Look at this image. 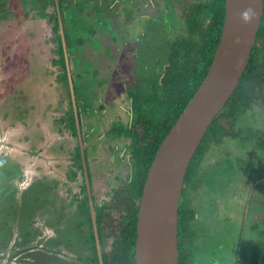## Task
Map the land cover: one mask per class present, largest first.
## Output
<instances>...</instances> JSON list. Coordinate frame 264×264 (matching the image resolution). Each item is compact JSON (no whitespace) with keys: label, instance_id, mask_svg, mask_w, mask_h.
<instances>
[{"label":"rangeland","instance_id":"rangeland-1","mask_svg":"<svg viewBox=\"0 0 264 264\" xmlns=\"http://www.w3.org/2000/svg\"><path fill=\"white\" fill-rule=\"evenodd\" d=\"M51 1L0 0V264H38L41 244L45 257L55 253L57 247L51 242L56 234L46 220L58 211L52 201L67 203L81 184L78 170L70 180L75 171L72 150L76 140L59 122L68 109V99L49 22ZM191 1L68 0L65 6L67 56L77 86L76 104L83 115L92 98L95 106H103L96 115L95 125L100 124L96 131L87 115L83 119L90 136L89 149L94 148L88 163L98 200L108 199L111 189L128 172V155L123 152L128 141L112 140L115 151L111 152L100 136L110 129L115 117L127 121L126 115L123 118L119 113L125 111L116 106L115 94L132 73L137 35L144 29L138 22L149 17L163 19L164 11L178 16ZM125 3L130 6H123ZM126 22L133 30L123 24ZM144 68L138 65L135 71ZM108 84L113 99L99 91ZM107 101L114 110L113 115L111 109L105 113L108 121L102 114ZM253 105L244 118L247 127L242 128L246 137L248 133L253 136L243 142L226 139L211 146L200 162L202 180L189 198L197 214L191 223L194 264H246L253 246L263 239L264 106ZM115 110L118 113L114 114ZM116 158L121 159L122 172L112 165Z\"/></svg>","mask_w":264,"mask_h":264},{"label":"trees","instance_id":"trees-1","mask_svg":"<svg viewBox=\"0 0 264 264\" xmlns=\"http://www.w3.org/2000/svg\"><path fill=\"white\" fill-rule=\"evenodd\" d=\"M57 3L67 51L69 36L65 6L68 0H57ZM224 6L225 0L187 3L180 14L186 26V36L178 37L172 43L167 42V34L163 26H160L158 33L155 34L151 32L148 23H143L141 26L144 29L137 35L139 42L137 52H134L133 66L143 65L146 57L155 50L156 52L151 55V65H146L142 72L136 71L138 81L136 87L130 91L131 110L136 119L131 127L125 130V135L131 139V160L134 164L132 179L124 187L116 190L110 200L98 211V223L106 226L108 236L113 240V253L105 256V264H136L134 258L136 221L147 171L157 149L197 90L210 66L220 38ZM51 8L49 22L52 24L51 30L57 41L55 52L62 70L61 82L64 84L68 99V109L59 122L73 137H76L74 112L54 0L51 1ZM155 39L159 42L155 43ZM156 53L158 55L153 63ZM146 68H150V72H147ZM72 82L74 94L77 96V86L73 78ZM255 103L264 106V8L246 70L236 90L207 129L184 178L177 224L179 264H194L192 240L195 234L190 224L195 219V212L185 204V190L196 179L198 164L211 146H219L226 139L243 142L253 136L248 133L246 137L242 128L247 127L244 118ZM79 113L78 111L81 122ZM76 157L78 158L76 166L81 169L78 149ZM246 264H264V234L263 239L251 249Z\"/></svg>","mask_w":264,"mask_h":264},{"label":"water","instance_id":"water-1","mask_svg":"<svg viewBox=\"0 0 264 264\" xmlns=\"http://www.w3.org/2000/svg\"><path fill=\"white\" fill-rule=\"evenodd\" d=\"M54 1L87 181L72 76L59 7L57 0ZM263 8V0H225L220 38L210 66L163 139L147 171L136 221V264H179L177 224L184 178L207 129L236 90L246 70L256 42ZM245 13H249L247 21L244 19Z\"/></svg>","mask_w":264,"mask_h":264},{"label":"flooded vegetation","instance_id":"flooded-vegetation-1","mask_svg":"<svg viewBox=\"0 0 264 264\" xmlns=\"http://www.w3.org/2000/svg\"><path fill=\"white\" fill-rule=\"evenodd\" d=\"M200 1L201 0H194L191 2H195V3L204 2V0L201 2ZM123 6L129 7L130 5L129 3H125ZM180 14L181 13H179L177 16L172 11H164L163 13L164 20L162 18L154 19L153 17H149V18H146L147 22L139 21L138 24L148 23V27L151 28V32H153V34H155L156 32L158 33L160 26H163L167 34V42L172 43L174 42L176 38L181 37V36H186L185 34L186 26H185V23L182 21V16ZM129 16L131 17V14ZM123 24L127 27L129 26L128 28L133 30L130 22H126ZM171 30L172 32H170ZM170 34H172L171 37H170ZM154 41L155 43L159 42L156 39ZM158 46L160 47V45ZM134 52H137V50H135ZM134 52H133V55H134ZM155 52L151 53V55L154 54ZM151 55L146 57V59L143 62V65L145 66L151 65ZM157 55L158 53L154 55L153 58L155 59L153 60V63H155L154 61L156 60ZM131 66H133V64ZM135 68H136L135 66L131 68L132 73H131V76L128 82L125 78L124 80H122V83L120 84L122 87L120 86V89H119L120 93L115 94V96L118 98L116 106L125 111V114H123L120 111L119 113L122 115V117L123 115H126L127 117L126 123H124L123 119H119L118 117H115L114 121L109 123L110 129L103 132L102 137L100 136L102 141L107 142L106 148L109 149L111 152L115 151V147H114V144H112V140L120 142L126 139L128 141V145L123 148V152H126L125 154L128 155L127 164H126L128 168V172L124 174V177L122 178V180H120V183L111 189V193L108 199H105L104 201L97 199L96 189L94 188L95 187L94 178L91 174L90 166L88 163L89 162L88 158L93 154L94 148L89 149L90 136L87 137L86 135V132L84 129L86 124L83 125V122H84L83 119L87 118L89 123L92 122L90 123L92 125V129L96 131L98 127L100 126V124L95 125V122L98 120L96 115L102 111L103 106L102 105L95 106V104L93 103L94 98H92V100H90L89 106L87 107V114H84L87 116L84 118L83 111L78 105L79 107L77 106V115L79 111L81 122L79 121V116H78V121H79L80 133H81V138H82V143H83V153H84V162L86 166L87 181L85 178V173H84V168H83V159L81 156V150L79 147V141H78L77 133H76V137H74L76 140V143H75L76 147H74V149L72 150L73 152L72 158L74 160L73 166L75 168V171L71 174L70 180H74L76 171L78 170L81 175V184L78 189V192L72 195L71 197H69V201L67 203H65L64 201H60V200L56 201V199L52 201L56 205L55 209L58 211H56V213H52L51 218H48L47 216L46 220H48L47 222H49L51 226L53 227V233L55 232L56 234V237L55 239H53V242H51V245L53 246L55 245L57 249H55V253H53L51 256L45 257L44 255L45 249H43L44 244H41L40 245L41 247L40 257L42 258L38 260V264H105V256H107L110 253H113L112 237L108 236V231L106 229V226L98 223V211H99V208L102 205H104L105 202L110 200L112 194H114L116 190L124 187L125 184H127L132 179L131 175L134 171V166H133L134 164H133V160H131V139L127 135H125L126 133L125 130L129 129L136 119V116H134L131 110L132 97L130 94V91L136 87L135 85H136V82L138 81L136 77V71L134 70ZM146 70L147 72H150L151 69L146 68ZM156 71H157V68H156ZM116 78H121V77L120 75H117ZM107 80H110V79H107ZM106 87L102 85L99 88V91L101 93H104V91H106L107 94L109 93L108 97L109 98L111 97V99H113L114 95L112 96L110 95V92L111 93L113 92L111 85L108 84ZM109 90L110 92H108ZM107 94L105 96L106 98H107ZM106 100H109V99H106ZM122 104L127 105V106L123 107ZM104 108L105 109L103 110L102 114L104 115V119L108 121L110 120V117L106 116L105 113L109 109H111L112 114L111 113L110 114L113 115L114 110H112V106L109 105L108 101ZM116 113H118L117 110H115L114 114ZM85 142L87 145L86 148L84 146ZM77 149L79 151V160L81 164V169H79L76 166V162H78V158L76 157ZM104 149L105 148H101L100 151ZM86 151H88V157H87ZM206 153L203 155L200 162L205 160ZM120 162H121V159L116 158L115 163L112 165H114L116 169L118 168L122 172L124 168L121 166ZM200 162L198 164V173H197L196 179L192 181L190 185L187 187V189L185 190L184 201H185L186 206H188V208L190 209H192L190 207V204H192L191 200L189 199L190 195L193 193H196L198 187L200 186L201 180H202V177L200 176ZM110 168H111L110 165L106 166L107 170H110ZM104 174H106V172H104ZM107 183L108 182L105 181L106 185ZM26 205L30 207V205L28 204ZM71 209L72 211H71V219H70L68 218L69 217L68 213L70 212ZM63 215H65V217H63ZM196 217H197V214L195 213V219ZM68 223L69 225H67ZM190 225L192 226V224ZM68 235H69L68 241H63L65 236H68ZM60 252H63L64 254H66V257H61ZM24 263H29V262H24ZM14 264H16V262H14Z\"/></svg>","mask_w":264,"mask_h":264},{"label":"clouds","instance_id":"clouds-1","mask_svg":"<svg viewBox=\"0 0 264 264\" xmlns=\"http://www.w3.org/2000/svg\"><path fill=\"white\" fill-rule=\"evenodd\" d=\"M244 19L247 21L249 19V13L244 14Z\"/></svg>","mask_w":264,"mask_h":264}]
</instances>
